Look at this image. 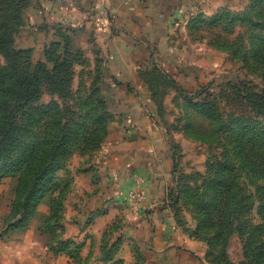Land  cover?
<instances>
[{
	"label": "rangeland",
	"instance_id": "1",
	"mask_svg": "<svg viewBox=\"0 0 264 264\" xmlns=\"http://www.w3.org/2000/svg\"><path fill=\"white\" fill-rule=\"evenodd\" d=\"M13 1L24 7L14 46L26 51L33 65L45 62L46 49L62 48L67 38L78 60L69 99L61 100L45 85L35 106H57L68 117L71 110L78 118L93 114L100 122L91 130L98 126L101 136L94 151L83 150L80 142L67 159L70 175L59 174L72 184L56 214L50 203L56 195H50L38 199L29 218L14 215L18 178L0 180V241H24L34 229L31 237L45 247V264L48 256L51 264L65 259V264H145L129 228L144 216L141 180L136 178L133 190L125 193L115 179L110 188H121L109 193L100 160L129 145L141 150L154 143L172 163L163 202L180 237L194 243L206 264H264V184L244 168L236 145L240 133L264 125V114L248 106L240 91L264 92V58L256 56L264 47V0L205 1L170 39L171 54L149 49L134 56L125 71L111 69L96 40L97 31L110 33L106 12L89 13L95 28L86 30L65 19L76 16L75 11L70 15L63 9L60 15L53 7L58 15L48 14L43 0ZM151 128L156 136L149 135ZM227 168L232 169L228 176L223 173ZM221 180L236 193L229 210L214 189ZM219 197L223 200L221 191ZM231 210L233 225L220 232L217 220L228 222L225 214ZM22 219L25 226L16 229Z\"/></svg>",
	"mask_w": 264,
	"mask_h": 264
},
{
	"label": "trees",
	"instance_id": "2",
	"mask_svg": "<svg viewBox=\"0 0 264 264\" xmlns=\"http://www.w3.org/2000/svg\"><path fill=\"white\" fill-rule=\"evenodd\" d=\"M23 9L13 0H0V180L18 178L12 212L29 218L38 199L45 196L56 195L50 202L53 214L62 208L61 198L69 192L72 181L59 173L70 175L66 161L78 143L83 142V150L94 151L101 134L98 126L94 132L91 130L100 122L93 119V114L78 118L71 110L68 117L57 106H35L45 85L61 100L69 99L73 67L78 60L71 55L67 38L62 48L53 45L46 49L45 62L33 65L27 52L14 46V32L21 27ZM256 56L264 58V47L257 50ZM240 91L248 106L264 114V92ZM236 145L244 168L264 184V125L240 133ZM231 171L227 168L223 173L228 176ZM214 189L218 202L231 209L236 199L233 187L221 180ZM233 215L235 210L225 214L228 222L217 220L220 232L233 225ZM23 221L15 224V228L24 227Z\"/></svg>",
	"mask_w": 264,
	"mask_h": 264
},
{
	"label": "crops",
	"instance_id": "3",
	"mask_svg": "<svg viewBox=\"0 0 264 264\" xmlns=\"http://www.w3.org/2000/svg\"><path fill=\"white\" fill-rule=\"evenodd\" d=\"M205 1L207 0H43L41 4L47 8L45 12L48 14L58 15L57 8L60 15L63 9L67 13L75 11L76 16L65 19L72 24L82 23L86 30L90 26L95 28L93 21L88 19L89 13L96 10L106 12L112 22L110 33L100 34L97 31L96 40L105 48L111 69L125 71L134 56H143L149 53V49L155 54H171L170 39L179 27L188 24L193 13ZM53 7L56 9L51 10ZM151 129L153 132L148 130L149 135L156 136V131ZM153 144L148 143L146 148L144 144L141 150L129 145L126 150L119 149V153L111 155V159L101 158L100 168L104 180L110 183L107 187L109 193L121 187L125 193L127 190L130 192L136 178H140L141 188L146 195L145 208L141 211L144 216L131 223L129 228L133 233L132 240L144 252L142 259L145 264H206L204 256L194 250V243L181 238L169 219V211L164 206L163 199L165 188L172 181V163L168 158H163V148H156ZM158 154L163 158L161 162L157 160ZM125 155L126 158H122ZM115 159L119 162L118 170L114 166ZM115 179L121 187L113 185L111 189ZM79 181L77 179V183ZM34 232V229L29 230L24 241H0V264H45V247L33 240L31 236ZM47 260L48 264L52 263L50 256ZM128 260L127 262H134V258ZM67 261L65 259L64 264Z\"/></svg>",
	"mask_w": 264,
	"mask_h": 264
},
{
	"label": "built area",
	"instance_id": "4",
	"mask_svg": "<svg viewBox=\"0 0 264 264\" xmlns=\"http://www.w3.org/2000/svg\"><path fill=\"white\" fill-rule=\"evenodd\" d=\"M139 195H140V194H139ZM140 196H141V195H140ZM140 196H139V197H140ZM140 198H142V196H141Z\"/></svg>",
	"mask_w": 264,
	"mask_h": 264
}]
</instances>
